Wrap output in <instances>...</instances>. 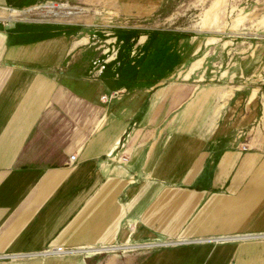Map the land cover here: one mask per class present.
Listing matches in <instances>:
<instances>
[{"label":"crops","instance_id":"crops-1","mask_svg":"<svg viewBox=\"0 0 264 264\" xmlns=\"http://www.w3.org/2000/svg\"><path fill=\"white\" fill-rule=\"evenodd\" d=\"M237 21L197 45L0 22V264H264V17Z\"/></svg>","mask_w":264,"mask_h":264},{"label":"rangeland","instance_id":"rangeland-1","mask_svg":"<svg viewBox=\"0 0 264 264\" xmlns=\"http://www.w3.org/2000/svg\"><path fill=\"white\" fill-rule=\"evenodd\" d=\"M73 10L72 14L56 19L42 18V22L56 24H95L101 34H108L112 41L117 34L134 32L142 34L179 35L199 34L203 37L231 36L232 23L251 22L264 17V0H52ZM247 6L248 14L233 9ZM254 10H251L253 9ZM251 10V11H250ZM67 12H69L66 9ZM247 11V12H248ZM243 18V19H241ZM240 22V23H239ZM245 32V31H243ZM159 35V36H162ZM229 39V38H228ZM225 40V39H223ZM227 40V39H226ZM114 43V41H113ZM112 43V44H113ZM117 42H115L114 49ZM160 46V44H159ZM162 46V45H161ZM176 47L175 50H182ZM213 47V46H210ZM218 50L221 44L216 45ZM159 52L165 48L158 47ZM216 55V54H215ZM219 62L226 61L225 53L218 55ZM210 66V64H207ZM158 73L168 67L158 66ZM68 249V248H66Z\"/></svg>","mask_w":264,"mask_h":264},{"label":"built area","instance_id":"built-area-1","mask_svg":"<svg viewBox=\"0 0 264 264\" xmlns=\"http://www.w3.org/2000/svg\"><path fill=\"white\" fill-rule=\"evenodd\" d=\"M0 9L5 10L6 14L0 16V22L5 23L7 21H23V22H35V23H45L42 22V18L45 19H56L61 18L66 15L72 14L73 10L70 8H66L64 5L56 3L52 0H48L40 5H37L33 8H29L26 10H11L7 8L0 7ZM64 9L69 10V14L62 13ZM50 23V22H48ZM115 51V50H113ZM119 95V92H112L109 97L102 96L101 100L106 102L108 99L116 98ZM245 149V148H244ZM118 160L122 162H127L128 158L124 155V151L121 152L120 155L116 154ZM74 156L70 157V161L74 160ZM94 249L92 248H82L79 250L74 249H66L62 247H51L46 251L42 252L43 255H68L76 252H92Z\"/></svg>","mask_w":264,"mask_h":264},{"label":"bare ground","instance_id":"bare-ground-1","mask_svg":"<svg viewBox=\"0 0 264 264\" xmlns=\"http://www.w3.org/2000/svg\"><path fill=\"white\" fill-rule=\"evenodd\" d=\"M62 13L69 14V12L66 11V9L62 10ZM69 11V10H68Z\"/></svg>","mask_w":264,"mask_h":264},{"label":"trees","instance_id":"trees-1","mask_svg":"<svg viewBox=\"0 0 264 264\" xmlns=\"http://www.w3.org/2000/svg\"><path fill=\"white\" fill-rule=\"evenodd\" d=\"M156 35H162V34H156Z\"/></svg>","mask_w":264,"mask_h":264}]
</instances>
